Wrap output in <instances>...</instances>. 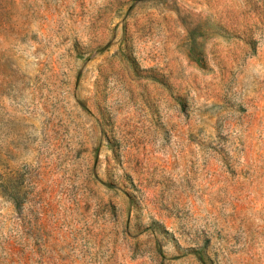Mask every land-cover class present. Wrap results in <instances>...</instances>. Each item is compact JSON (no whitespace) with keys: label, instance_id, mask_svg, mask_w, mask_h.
I'll return each mask as SVG.
<instances>
[{"label":"rangeland","instance_id":"374dc122","mask_svg":"<svg viewBox=\"0 0 264 264\" xmlns=\"http://www.w3.org/2000/svg\"><path fill=\"white\" fill-rule=\"evenodd\" d=\"M0 264H264V0H0Z\"/></svg>","mask_w":264,"mask_h":264}]
</instances>
